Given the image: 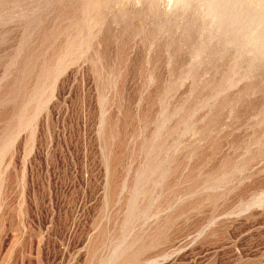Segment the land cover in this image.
<instances>
[{"label": "rangeland", "instance_id": "374dc122", "mask_svg": "<svg viewBox=\"0 0 264 264\" xmlns=\"http://www.w3.org/2000/svg\"><path fill=\"white\" fill-rule=\"evenodd\" d=\"M0 264H264V0H0Z\"/></svg>", "mask_w": 264, "mask_h": 264}]
</instances>
